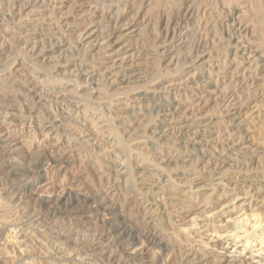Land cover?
Wrapping results in <instances>:
<instances>
[{"label": "bare ground", "instance_id": "1", "mask_svg": "<svg viewBox=\"0 0 264 264\" xmlns=\"http://www.w3.org/2000/svg\"><path fill=\"white\" fill-rule=\"evenodd\" d=\"M105 1L107 0H7V2H1L0 0V60L3 59V57H1L2 54L6 52H9L11 54L12 50L17 53V57H22L21 62H18L16 58L14 62L10 61V65L1 66L0 64V113H4L5 115L0 123V152H2L3 150V152H6L8 154H13V157L20 156L23 157V160L29 159V162L27 161L28 163H26V165L16 164L11 159H0V175L3 174L2 177L5 178L1 184H3L5 181L6 183H9L10 186L4 189L5 193H0V201H2L3 204L2 207L0 206V212H3V210L7 207L10 210L14 209V213L12 215L14 217L12 218L14 221H8L5 218H2L0 215V232H4L6 229L8 231L10 227L14 226L23 227L27 220H30L33 225L44 227L42 228L44 232H51V226L49 224H46L43 221L44 219L42 220V214H33L30 216L28 215V211H24L25 208H27L28 203L34 198L35 193H39L38 202L40 206L43 208L47 207V209L50 208L56 210L55 214L59 216L58 219L61 218L62 215L68 212L70 213L71 211L77 209H83L88 213L97 214L98 216L102 217V224L105 225L102 226H104L105 228L100 232L87 237L83 241L82 247L76 252L77 255L91 258V260H93L95 264H99L98 262H101L100 264H245V262H248V264H250V262L255 258L258 259H255L256 261H258L256 264H264V217L259 214V211L256 212V208H254L253 210L250 209V212L246 210L244 213H241V215L239 214V216H235V218L233 216L228 217L226 222H230L232 220L234 221L232 224L233 227L231 225L228 226L231 229H222L224 225L217 224L218 222L216 223L215 220L216 218L220 217L219 221H224L225 216L227 217L231 215L235 209H245L243 205H246L244 204L246 200H243L240 204H237V197L234 196V199L231 197L230 199L229 197L224 198L225 195L224 193H222L217 198L218 202L215 204L213 203V205L211 206L210 204L208 205L210 197H205L206 202L203 205H200L199 207H197L196 205L195 207L197 209L194 207V209L199 212L196 213L197 215H194L193 217L191 215V211L193 209H191L192 207L190 206L191 211L188 212L190 213L192 220H189L190 223L188 224V226L179 229V231H183L181 232V235H184L183 238L185 236L189 237L191 239L190 241L192 243L195 242L199 245V247L194 249L193 247H191V245V248L188 249V246L186 247V244H183L182 238L178 240V236L177 239L174 240L175 245L172 246L171 244L161 240L162 237L160 239L162 231H160L161 229L159 230L160 227H158V224L161 223L160 219L162 218V216L161 213H158L157 211V207L160 206L159 203L157 202V200H154V196L152 198L149 197V195H142L144 196L143 198H138L134 194L133 189H131L133 185V188H135L137 185L136 174L139 172L145 175L151 173V176H157L155 180L163 186V190L168 189L165 187L167 185H165L164 183L165 181L167 182V179L169 180V178L175 180V175L173 176L174 173L171 175V167L169 172L165 170L169 166L173 165V160H176V157L177 159L179 157L181 158L185 153L181 151L173 153L168 151L167 148L164 147V145L170 144L172 143V141H174V143L181 141V143L184 145L183 146L182 144H180L182 145L180 146L176 143V145H179L176 146V148L180 147L185 150L188 147L195 148L194 150L192 149V155L194 154L197 159V163L194 162L195 165H193L196 168H198L202 163L199 161H204L205 159H207L208 162L214 165V168L212 167L213 171L228 164L226 161L228 158L230 162L232 158L230 159V156H224L223 154H225V151L223 153L219 151L221 154H217L214 152L215 161H210L211 159L208 157V151L198 148L199 143H201L200 141H202V138L200 140V137H202L203 134L198 131H193V126L198 125H194V120H192V118L193 116L197 115V113H199L206 104L211 103L210 101L212 100V98H214L215 104L221 110V114H226V112H228V110L232 108L237 109V112H235L239 114L243 112L245 106H247L249 103L251 104L256 100V96L258 95L259 90L258 86L255 83L256 81H254V79L250 77L249 70L252 67V62L255 57L253 59L250 58L249 55H253V51L250 49V47L243 46L246 42L244 41L246 40L244 33L245 35L248 34L249 27L247 28V24L244 27V25H242L243 23H241L243 22L242 18L238 16L236 17L235 15H233L232 18L226 17L229 18L227 20H230L231 18L230 21L232 23L228 25L227 30L223 32V35L221 37H219L220 44H224L226 42L225 51L229 53L231 58L229 62H234L237 59H241L239 63L243 66V64L247 61L249 63V65L247 66L248 70L240 72L238 70L239 68L237 69L235 67L234 69H232L233 65L231 64L233 63L231 62L226 67L227 71L224 68L222 69V71L225 70V72L228 73L229 77L222 76V78L220 77L221 72H214V68L211 65H208V68V66H206V63L204 62V64L201 65V68L195 69L194 67L193 72L186 78L180 77L178 79L179 81H177L178 83L170 81L171 83H168L169 85H164L165 87L162 88L166 92H164L166 94L165 97L161 96L162 93L160 94V91H162V88L159 86V89L155 87V89L152 91L153 94L151 97H153V100L151 98H149V100L148 98H146L149 101L148 108L151 112V114H149L153 118H150V120H148L147 117L150 115L146 113V119L148 121L145 122V136H143L151 140L146 142V146L148 145L147 148L146 146L143 147L142 144L139 145L141 148L146 149L145 159L154 162V167L161 164L164 165V163L166 164L164 165V167H162L163 169L165 168L164 172H162L164 173V175L157 172V174H155V171L153 172L151 170L152 167H150L149 169L148 166H140V164H138L139 169H137V173H135L133 164L136 160L132 163V158L130 155L131 153L129 155H124L123 151L126 152L131 148H128V146L125 148L127 149L126 151L125 149H123V145L121 144V142H123L124 144V141L127 142L128 139L122 141V133H126H124L123 131L121 133L119 127L129 126L127 123L131 122L132 115L139 114L137 112V109L145 106L143 105L144 100L142 98H139L138 102L129 103L128 101H132L133 99H128V103H121L124 106H114L112 103L108 104L109 106L106 105L107 103L104 104L108 106L107 111H103V115L106 116L105 122L107 123L104 127H106V129H109L107 127L112 128V132L110 133H113L114 135L112 138H107V141L104 139L105 142H103L102 144L104 145L106 143L109 146V149L106 150L103 148V150L105 151H102L101 148H98L99 140L98 145L97 142H94L92 144L88 142L92 138V141H95L94 139L97 137L108 135L106 133L103 134V132L100 130V127H98L99 123H101L102 121L98 122V120L100 119H97V121H93L94 119L92 117H88L85 114L79 115L78 112L82 110L80 109V106L77 105L81 100L78 101V98L76 100V98L73 96V90L77 92V89H79L80 87L82 89H85L88 86H92L90 84L93 83L98 84L97 86L99 88L102 86V84H104L105 87L103 86V88L101 89L105 88L108 91L109 87L115 85L119 79H124L127 76L129 68L139 66L140 59L145 55L143 54L141 49L138 48V50L137 48L133 47L130 44V40H128L130 39L129 37L131 32H133L135 29L134 24L137 22V19L140 18L138 17L139 10L134 13V19H131L130 17L129 19L131 20L126 19L125 21L124 15L128 11V6H130L128 4L130 3V0H123L124 2L127 1L125 6L123 4L124 2L121 3V1L119 0L123 7L120 6V4L112 5V3L111 5L106 6V3V5H104ZM151 1L152 0H143L142 5L144 4L145 6H150L152 5ZM252 1H254L255 6L264 4V0ZM248 2L250 1L248 0ZM69 3L70 8L68 11L66 9V12H63V10L62 12L59 11L62 7ZM154 3L155 2L153 1V4ZM87 4L89 5L90 9L84 10ZM194 4L195 3L191 0H183L182 2L177 4L178 6L176 5L177 7L175 9V12L172 13L170 17L166 18V20L165 18H162L163 16L161 15L160 33L155 43L158 49V51H156L158 58L167 57V55L169 54L168 52H170L171 49L174 48L172 42L177 37H179V39L187 37L188 32L182 35L183 33L181 29L183 28V25H187L189 19L195 17L194 15H196L197 12L196 9H194ZM45 5H49L50 11L41 9ZM155 5L156 4H154L153 6ZM206 5L207 3H205V6ZM92 7L100 10L96 14V17L92 16ZM201 7L200 9L203 8ZM38 8H40L41 10L40 12L38 11L39 14L36 15L37 17L40 16L41 18L44 16L43 19L35 23L33 31L23 30L24 26L28 24V20L25 19V17L28 16L27 13L25 14V10L30 9L32 13L33 11L35 12V10ZM150 9H152L151 6ZM256 9L258 12L260 11L259 8ZM45 15H48L47 18ZM260 21L264 23V19H260ZM206 26L209 27L208 22ZM196 31L198 32V30ZM209 33L210 31H207V36ZM136 41L138 40L136 39ZM62 45L70 47L69 50H71L72 48V50H74L75 54L77 55L75 57L77 60H74L75 62H73L72 64V67H74L75 69L74 72H76L73 78L74 80L72 81H76V87L73 90L69 88L70 90L68 91L66 89V86L57 85V83L52 80V77L54 76H52V73H50L51 71L47 72L50 69L39 66L40 62L45 60V57L50 54V50H54ZM126 47H128L129 49H126ZM200 47L201 44H198L196 46L195 49L197 50V52L200 51ZM95 51L96 55L93 56L92 54L95 53ZM200 55L201 54L198 55V58L201 57ZM254 55H256V53ZM259 55L260 56H258L257 58L262 59L263 54L261 55L259 53ZM90 56H92L91 59ZM42 57L43 59L41 60L40 58ZM25 59L28 60L30 64H27ZM199 59L203 58L201 57ZM104 60H110L111 64H108L109 66H107L103 62ZM193 64H196V61H193ZM65 65H67V63ZM19 66H21V68H19ZM52 66L53 69H61L59 62H54V65ZM205 67H207V69ZM255 68L257 69V67ZM20 69L22 72L24 71L25 75L18 79H14L16 78L15 73H18ZM189 71L190 69H185V73H189ZM68 81L71 80L69 79ZM149 87L151 88V86ZM146 88H148V86ZM105 91L103 93L105 94L104 96H106ZM144 91L146 90L144 89ZM100 94L102 95L101 92ZM91 95L92 94H88L87 96ZM91 97L88 98L91 99ZM85 98L86 97H84L83 99L85 100ZM93 99L94 97L92 98V100ZM95 99L98 100V98ZM136 103H139V106H136ZM73 105L76 106V109H74L75 107ZM76 110L78 111L77 114H75ZM100 110L102 111L103 109ZM84 112L86 111H83V113ZM182 117L184 118V121L181 123L178 120ZM234 117L236 116H233V118ZM142 137L140 136V138ZM123 138H125V136ZM203 140L205 139L203 138ZM220 140L222 141L223 139ZM84 141H87V144H90L92 150H94L95 153L97 152V156L95 157V160L90 162L85 161L84 158L82 164H79L77 156L80 155V153L77 151L78 148L81 150L82 148L77 146H81V143H84ZM130 142L131 140L129 141V143L127 142L126 145L130 144ZM225 142L226 143H220V141L217 142V147L221 146L226 150L232 144V147L240 150V148L243 147L246 143V141L243 142L241 138L232 139L230 137L226 139ZM133 148L137 147L135 146ZM154 150L156 151L154 152ZM135 153L138 154V152ZM192 155L186 154V156H190L191 159ZM185 159L187 160L188 158ZM73 160L78 161L77 164L70 165L71 161ZM208 162H205L203 165ZM208 165L210 164L208 163ZM208 165H206L207 169L209 168L207 167ZM85 170H89L90 173L93 172L95 174L93 178L89 177V181L81 179L83 176H80V174L83 175L85 173ZM73 172L77 173V175L74 176L72 174ZM197 172L203 174L204 170L198 169ZM58 176H62V179L58 180ZM163 176H167V179H164ZM197 177H194L190 180L189 183L191 187H194L192 185L194 184L195 178ZM70 178H78L79 184L75 187V185L68 182ZM232 179L233 177H230V180L227 181L226 184L229 185ZM183 180L184 179L182 178V181ZM127 182H129V184L131 182V184H128L129 186L122 184ZM186 182H188V180ZM234 184L237 185V183ZM231 185H233V183ZM236 187L237 186L233 188L235 189ZM138 189L142 191L144 188L141 189L139 187ZM76 198L81 199L79 206L74 205L77 203ZM250 202L248 203L249 205ZM222 204L225 205L226 210L218 209ZM166 205L168 204L166 203ZM55 207H57V209H55ZM203 207L205 208L202 209ZM187 209L189 210V208ZM223 214L226 215L224 217H221ZM176 215L178 216L177 213ZM27 216H30L28 217L29 219L26 218ZM175 220L177 221V219ZM169 221L170 220H168V222ZM185 222L187 223L186 220ZM178 223L181 222L179 221ZM53 226L56 227L55 224ZM54 237L57 240L63 242L72 241V234L70 231L67 232V230H65V232L64 230L61 232H55ZM173 237L174 236H172V238ZM171 249L173 250V254L169 255V253H171L169 252L171 251ZM166 253H168L166 259L162 258L164 257V255H166Z\"/></svg>", "mask_w": 264, "mask_h": 264}, {"label": "rangeland", "instance_id": "2", "mask_svg": "<svg viewBox=\"0 0 264 264\" xmlns=\"http://www.w3.org/2000/svg\"><path fill=\"white\" fill-rule=\"evenodd\" d=\"M3 1L7 2V0H1V2H3ZM118 1L119 0H115V1L114 0H107V1L104 2V5L107 4L106 6H108V5H111V3H112V5L113 4H118L119 5L120 4V6L123 7V5L121 3H123L124 1L120 0L121 3H120V1L119 2ZM142 1L143 0H130L131 4L130 3L128 4L130 6L127 5L130 9L128 8V11L124 15V19H125V21H126V19H129L130 17H131V19H134L133 18L135 16L134 13H136V11L139 10L138 13H139L140 16L138 15V17H140V18L137 17L138 18L137 22L134 24L135 25V29H134L133 32H131L130 37L128 36L130 38L128 40H130V44L133 47H135L137 49L138 48L141 49V51L145 55H144V57H142L140 59V61H139L140 65L139 66H135L133 68H129L127 76L124 79H119L116 82V84L113 85L114 87L113 86L109 87L108 91L105 88L101 89V88H103V86L105 87L104 84H102V86L99 88L97 86L98 84H95V83L90 84L92 86H88L85 89H82L80 87L79 89H77V92H75L73 90L76 87L75 86L76 85V81L74 82L72 80H74L73 78H74V75L76 74V72H74L75 69H74V67H72V64H73V62H75L74 60H77L75 58L77 55L75 54V51L72 50V48H71V50H69L70 47H67L66 45H62L60 47H57L54 50H50L51 51L50 54H49L50 56L48 55L47 57H45V60L40 62L39 66L47 68V69H50L47 72L51 71L50 73H52V76H54V77H52V80L55 83H57V85L66 86L67 91L70 90V89L73 90V92H74L73 96L76 98V100H77V98H78V101L81 100V101H79L80 103H78L77 106H80V109L82 110L80 112H82V113H80V112H78L76 110L75 114H77V112H78L79 115L85 114L88 117H92L94 119L93 121H97V119H100V120H98V122L102 121L101 123H99V126L98 125L97 126L100 127V130L103 132V134L106 133L108 135H104L103 137L102 136L101 137H97V138L94 139L95 141H92L93 138L91 137L92 139L90 141H88L90 144H92L94 142L95 143L97 142V145H98V140H99L98 148H101L102 151H105V150H103V148L106 149V150L109 149V146L106 143L104 145L102 143L105 142V140L107 141V138L108 139L112 138L113 135H114L113 133H110V132H112V130H111L112 128L107 127L109 129H106V127H104L107 123L105 122L106 121V116L103 115V111L104 112L107 111V107L109 106L108 104L112 103L114 106H119V105L120 106H124L122 104H125V103H128V102L129 103L130 102L131 103L138 102L139 98H142L144 100V102H143L144 104L143 105H145V106H143L141 108L137 107L138 108L137 112L139 114L132 115V117L133 116L134 117H133V119L131 117V122L127 123L129 125L128 127L127 126H121L122 128L119 127V130L121 131V133H122V131L124 133H126V134L122 133V139H123L122 141H124L125 139H128L127 142L129 143V141L131 140L130 144H127V145H126V143H127L126 141H124L125 145L123 144V142H121V144L123 145V149H125L128 146H129L128 148H131L129 150L125 149V151L126 150L127 151L126 152L123 151V153H124V155H129L131 153L130 155H131V158H132V163L136 160L134 162V164H133V169L135 168V170H136V171L134 170L135 173H137V169H139V165L138 164H140V166H145V167L148 166L149 169H150V167H152L151 170L153 172L155 171V174L161 173L162 175H164V173H162V172H164L165 168L163 169L162 167H164V165L166 163H164V165L161 164V165H157L156 167H154V162L149 160L151 162L150 163L148 160L145 159L146 149L141 148L140 145H139V144H142V146L145 147L146 146V142L151 140V139H148L147 137H144L145 136L144 134H145V125H146L145 122L150 120V118L151 119L153 118L150 115L151 112L149 111V108H148V105H149V101L148 100H149V98H151L153 100V97H151L152 94H153L152 91L155 89V87L158 88L160 86L162 88V87H165V86L169 85L168 83L177 82V81H179L178 79L180 77H185L186 78L188 75H190L193 72L194 67H195V69L196 68L199 69V68H201V65L204 64V62L206 63V66L211 65L214 68V72H217V71H218L217 73L221 72L222 75L220 74V77H222V76L229 77L228 73H226L225 70H226L227 65L229 63H231L232 61L229 62V60L231 59L230 55H229L228 52L225 51L226 50V48H225L226 47V42L224 44H220L219 37H221L223 35V32L227 30L228 25H230L232 23L230 20H231L233 15H235L236 17L238 16V17L242 18V20H243V22H241V23H243L242 25H244V27H245L246 24H247V28L249 27L248 34H246L247 36L244 33V36H245V39H246L244 41H246V42L244 43L243 46L244 47H250V49L253 51V55L256 53V55H254V56L252 54L249 55L250 58H252V59L255 57L253 59V62H252V67H251V69H249L250 70V77L253 78L254 81H256L255 83L258 86V90H259L258 91V95L256 96V100L254 101L255 103L254 102H252L251 104L249 103L247 106L244 107L243 112H241L239 114L236 113L237 109H233V108L228 110V112H226V114L225 113L221 114V110L215 104L214 98H212V100L210 101L211 103L208 102L209 104H206L205 107H203L202 110H200V112L197 113V115L193 116V118H192V120H194V125H198V126H193V129H194L193 131H198V132L203 134V136L200 137V140L202 138L203 142L200 141L201 143H199L198 148L208 151V153H209L208 157L211 159L210 161H215L214 160L215 153L221 154L224 151H225L224 152L225 154H223V155L224 156H230V159L232 158L233 161L231 159L230 162H229V158H228L226 160L228 164H226L225 166L220 167V168L216 169L215 171H213L212 167L214 165H212L210 162H208L207 159H205L204 161H199V162H202V163H201V165L198 168H196L193 165H195V163H197L196 162L197 159L194 156V154L192 155V149L194 150L195 148L194 147H188L186 150L182 149L180 147L176 148V146H179L180 144H182L181 141L176 142L179 145H176V143H174V141H172V143L164 145V147L167 148L168 151H170L172 153L173 152H180V151L183 152V153L185 152V153L183 154L184 156H182L181 158L179 157L177 159V157H176V160L175 159H174L175 161L173 160V162H174L173 165L174 166L173 165L169 166V167L167 166L168 168H166V170H165V171L169 172L170 167H171L172 172L170 170V173H171V175L174 173L173 176L175 175L174 176L175 180H173L172 178L171 179L169 178V180H168L167 176H163L164 179H167V182L165 181L164 184L168 186V187L165 186L168 189L163 190V186L160 185L155 180V178H157V176L156 177L154 175L151 176L150 175L151 173L145 175V174H143L141 172L136 174L137 178L135 176V178L137 180L136 181V183H137L136 187L133 188L134 185H133V187H131V189H133V191H134V194L138 198H140V197L143 198L144 196H142V195H149V197H152V198L154 196V198H155L154 200H157V202L159 203L160 206L157 207L158 208L157 211H158V213H161V216H162V218L160 219L161 223L158 224V227H160L159 230L161 229L160 231H162V234L160 236V239L162 237L161 240H163L166 243L171 244V246H172V245H175L174 240H176L177 236H178V240L182 238L183 239V241H182L183 244H186V247L188 246L187 247L188 249L191 248V247L196 249V248L199 247V245L196 244L195 242L192 243L190 241L191 239L189 237L185 236L183 238L184 235H181V232H183V231H179V229L184 228L185 226H188V224L190 223L189 220L191 221L192 220L191 218L194 215H197L196 213L199 212V211L195 210L194 207L196 205H197V207H199L200 205H203L206 202L205 199L208 198V197H210L208 205L210 204L211 206L213 205V203L215 204V203L218 202L217 198L222 193H224V195H225L224 198L229 197V199H230V197H231V198L234 199L235 197H237V204H240L243 200H246L245 203H244L246 205H243L245 207V209H239V207H238L239 210L235 209L233 211V213L231 215L227 216V217L225 216L226 214H223L221 217L225 216V218H224L225 220L224 221H219L220 217L215 219L216 223L218 222L217 224H223L224 225L222 227V229L229 228L228 227L229 225H231L233 227V225H232L233 222H234L233 220L230 221V222H226L228 217L233 216L235 218V216H237V215L239 216V214L241 215V213H244L246 210L250 212L251 210L256 208L257 209L256 212L259 211V214H261L262 217H264V144H263L264 143V23L262 21H260L261 17L259 15H257L258 11H257V9L255 7L254 1H252V0H249L250 2H248V0H246V1L245 0H238V1L237 0H224V1L223 0H216V1L215 0H208V1H206V0H196V1L195 0H191V1H193L195 3L194 4L195 5L194 9H196L197 13H196V15H194L195 17L192 18V19H189L187 25H183V28L181 29V31L183 33L182 35H184L185 33L188 32L187 33V37H185L183 39H179V37H177L172 42V44L174 45V48L171 49L170 52H168L169 54L167 55V57H165V58L161 57L162 58L161 59V58H158V55L156 53V51H158V49H157L156 44H155L156 41H157V37H158V35L160 33V17L162 15L163 16L162 18H165V20H166V18L170 17L172 15V13L175 12L176 7L178 6L177 4H179L183 0H159V1L158 0H152L151 1L152 5H150V6H151V8L153 10L150 9L149 5L148 6H145L144 4L142 5ZM153 1L155 2L154 4H156L155 6H153L154 5ZM138 2H140V3H138ZM126 3H127V1L123 3L124 6L126 5ZM205 3H207L206 6H205ZM132 4L133 5L135 4L136 6L134 5L135 6L134 7ZM145 4H147V3H145ZM248 4H251V5L253 4L254 8H252V9L249 8L248 9V7L246 6ZM138 7H140V8H138ZM200 7L202 9H200ZM69 8H70V3L66 4L59 11L62 12V10H63V12L64 11L66 12V10L68 11ZM41 9L46 10V11H48V10L50 11L49 5H45ZM41 9L38 8V9L35 10V12L33 11L32 13H31L30 9L25 10V14L27 13V15H28L27 17H25V19L28 20V24H26L24 26L23 30H25V31L26 30L27 31H33L34 30L35 23H37V21L39 22L44 17L43 16L41 18L40 16L37 17V15H36V14H39ZM88 9H90V7L87 4V6H85L84 10H88ZM91 9H92V12H93L92 16L96 17V14L100 10L95 9L93 7ZM140 9H141V11H140ZM205 9H207V10H205ZM198 12H199V14H198ZM45 16L47 18L48 15H45ZM248 16H250V17H248ZM226 17H231V18H230V20H227L229 18H226ZM131 19H129V20H131ZM143 19H145V20H143ZM207 22H208V26L209 27L206 26ZM51 27H55V26H51ZM195 29L198 30V32ZM216 29H218V30H216ZM207 31H210L208 36H207ZM142 36H144V37H142ZM136 39L138 41H136ZM248 42H250V43H248ZM198 44H201L199 52H197V50L195 49ZM60 48H61L62 51L60 50ZM62 48H64V49H62ZM127 48L128 47H126V49ZM254 51H256V52H254ZM257 51L261 55L263 54V58L262 59L257 58L258 56H260ZM59 52H61V53H59ZM200 52H203V53H200ZM72 53H74V54H72ZM7 54H8L9 57L7 56ZM14 54H15V56H14ZM16 54L17 53L14 50H12L11 54L9 52H6V53L2 54L1 57H3V59L0 60L1 66L10 65L11 62H14L16 60V58H17L18 62H21L22 57L21 56L17 57ZM199 54H201L200 56L203 59H199L201 57L198 58ZM92 55L93 56L96 55V51ZM4 57L6 58V60H5ZM18 58H19L20 61L18 60ZM54 58H55V60H54ZM91 58H92V56H90V59ZM11 59H13V60H11ZM40 59L42 60L43 57L40 58ZM62 59H64V60H62ZM66 59H69V60H66ZM142 59H144V60H142ZM6 61L8 62V64H7ZM50 61H51V63H50ZM193 61H196V64H193ZM239 61H241V59H237L236 61L232 62L233 63V64H231V65H233L232 69H234L235 67L237 69L239 68L238 70L240 72H244V71L248 70L247 66L249 65V63L246 61L243 64V66H242V64H240ZM54 62L55 63L59 62L61 69H59V70L53 69L52 65H54ZM103 62L107 66H109L111 64L110 60H108V61L104 60ZM141 62L142 63L144 62V63L142 64ZM26 63L30 64L28 62V60H26ZM66 63H67V65H65ZM258 63L262 64V65H259ZM176 65H177V67H176ZM162 66H164V67H162ZM255 67H257V69ZM262 67H263V69H262ZM19 68H21V66H19ZM205 68L207 69V67H205ZM208 68H209V66H208ZM223 68L225 70L222 71ZM27 69H28V67H27ZM185 69H190L189 73H185ZM20 71H21V69L19 70L18 73H21V74L15 73V75H16L15 77L16 78H14V79H18L20 77H23V75H25L24 71L23 72L22 71L20 72ZM70 75L73 76V77H71ZM60 78L61 79L63 78L64 80L63 79L61 80ZM69 79L71 81H68ZM121 80H124V81H121ZM136 86H138V87H136ZM147 86H148V88H146ZM149 86H151V88ZM95 87H96V89H95ZM97 88H98V90H97ZM144 89L146 91H144ZM99 90H101V91H99ZM104 91L106 92V96L108 98L106 96H104L105 95V94H103ZM82 92H84V93H82ZM95 92H97V93H95ZM100 92L102 93L103 96L100 94ZM164 92L165 91L162 88V91H160V94L162 93L161 94L162 97L166 96V94H165L166 92L165 93ZM111 93H112V95H111ZM88 94L89 95L92 94L91 95L92 97L91 96H87ZM110 95H111V97H110ZM82 97L83 98L86 97L85 98L86 101ZM88 97L89 98L91 97V99H89ZM93 97H94V99L98 98V100L97 99H95V100L93 99L92 100ZM136 97L138 98V100H137ZM146 98H148V100ZM128 99L129 100L133 99V100L132 101H128ZM256 102H257L258 105L256 104ZM102 103H103V105H102ZM83 104L84 105L86 104V105L84 106ZM97 104L98 105L101 104L103 108L101 107V105L98 106ZM104 104H106L108 106H106ZM136 104H137L136 106H139V103H136ZM73 106L75 107V108L74 107L73 108L76 109V106L75 105H73ZM83 106H84V108H83ZM146 107H147V109H146ZM100 109H103V110L101 111ZM83 111H86V112L83 113ZM146 113L147 114L150 113L149 115L151 117L150 116L147 117ZM4 116H5L4 113H0V118H1L0 119V123H1L2 119L4 118ZM233 116H236V117L233 118ZM146 117H147L148 120L146 119ZM135 119H137V120H135ZM139 121H142L143 123L139 122ZM178 121L182 123L184 121V118L182 117ZM190 122H193V121H190ZM139 123H141V124H139ZM202 124H203V126H202ZM138 125L139 126L142 125L143 127L142 126L139 127ZM136 126H138V127H136ZM122 129H124L126 132L124 130H122ZM232 129H233V131H232ZM225 130L226 131L228 130V131L226 132ZM138 132H139V134H138ZM109 133H110V135H109ZM124 136H125V138H123ZM140 136L141 137L143 136V137L140 138ZM229 137L232 138V139H240L241 138L243 140V142L246 141V143L244 144L243 147H241L242 149L240 148V150L239 149L237 150V148L232 147L231 146L232 144L230 145V147H228L229 150L228 149L225 150L221 146L217 147V142L220 141V143L221 142L226 143L225 140L228 139ZM203 138L205 140H203ZM251 138H252V140H251ZM206 139H207V141H206ZM220 139H223V140L221 141ZM82 143H81V146H79V145L77 146V147L82 148V150L78 148V151H77V152L80 153V155L77 156L79 164H82V161H84V160L88 161V162L95 160V157L97 156L96 155L97 152L95 153V151L92 150V147L90 146V144H87V141H84L83 144ZM182 145H180V146H182ZM135 146L138 149L137 148H133ZM147 146H146V148H147ZM214 147H215V149H214ZM212 149L215 150V151H213ZM216 149H218V150H216ZM156 150H154V152ZM91 151H93L94 153L91 152ZM134 151L138 152V154L135 153ZM186 154L192 155V159H191L190 156H186ZM193 157H195V158H193ZM3 158L4 159H11L16 164H25L26 165V163L29 162V159L28 160L25 159L26 160L25 161V160H23V157H20V156L13 157V154H11V153L8 154L6 152H3V150H2V152H0V159H3ZM89 158H91V159H89ZM185 158H188V159L186 160ZM252 159H254V160H252ZM78 161H74L73 160V161H71L70 165L77 164ZM176 161H177V163H176ZM205 162H208L210 165H208V163L203 165ZM141 163H143V164H141ZM183 163H185V164H183ZM134 165H137V166H134ZM206 165H208L207 166V167H209L208 169L206 168ZM231 168H233V169H231ZM198 169L204 170V173L201 174V173L197 172ZM227 170H229V171H227ZM192 171H193V173H192ZM91 173H90L89 170H85V173L83 175L80 174V176H83L81 179L82 180L85 179V180L89 181L90 180L89 177L93 178V176H95V174L93 172H91ZM72 174L74 176L77 175V173H75V172H73ZM198 174H201V175H198ZM231 174L235 175V176H232ZM176 175L177 176L181 175V176L177 177ZM182 175H184V176H182ZM2 176H3V174L0 175V177H1L0 178V189H1L0 193H5L4 189L8 188L10 186H9V183H6L5 181H4L3 184H1L2 181L5 179ZM58 177H57L58 180L62 179V176H58ZM194 177H197V178H195L194 184L192 185L194 187H191L189 182ZM230 177H233V179L230 181L231 183L228 185V184H226V182L230 180ZM234 177H235V181L236 182L234 181ZM182 178L184 179L183 181H182ZM140 179L143 180V181H141ZM180 179H181V181H180ZM203 179H204V181H203ZM212 179L215 180V181H213ZM240 179H241V181H240ZM187 180H188V182H186ZM68 182L73 184V185H75V187L79 184L78 183V178H75V179L70 178ZM197 182H199V183H197ZM232 183H233V185H231ZM234 183H237V185L234 184ZM247 183H249V184H247ZM122 184L129 186L131 184V182H130V184H129V182L122 183ZM200 185H202V186H200ZM148 186H150V187H148ZM235 186H237V187L234 189L233 187H235ZM139 187L141 189H143V188L144 189L142 191H140V189H138ZM170 188H172V189H170ZM159 190H161V191H159ZM38 195H39V193H35L34 198L27 205L28 209L25 208L24 211H28V213H29L28 215H30V216L33 215V214L34 215H36V214H40L41 215L42 214V220L44 219L43 221L46 224H49L51 226L50 227L48 225L51 228V232H49V233L48 232H44V230L42 229L44 227H39V226L33 225V223L30 222V220H27V222H25L23 227H21V226L15 227L14 226L15 228L14 227H10V229H8V231H7V229L4 232L1 231L0 232V264H45V263L46 264H95V262H93V260H91V258L82 257L80 255H77L76 252H77V250H79L82 247L83 241L87 237H90V235L92 236L93 234L98 233L102 229L105 228L104 227L105 225L102 224V219H101L102 217L98 216L97 214L88 213V212L84 211L83 209H77V210L71 211L70 213L68 212V213L62 215V217L58 219L59 216L57 214H55L56 210L50 209V208L47 209V207L43 208V207L40 206V204L38 202V200H39ZM250 200H251V202H250ZM76 201H77V203L74 204V205L79 206L80 202H81V199L76 198ZM0 202H1L0 206L2 207L3 206L2 201H0ZM249 202H250V205L248 204ZM166 203L168 205H166ZM190 206L192 207L191 209H193L192 210L193 212L191 211ZM185 207L189 208V210L187 208H185ZM204 208L205 207H203L202 209H204ZM55 209H57V207H55ZM218 209H225L226 210L224 204L220 205V208H218ZM13 210L14 209L10 210L7 207V208H5L3 210V212H0V215H1L2 218H5L8 221H11V220L14 221L12 219V218H14L12 216L13 213H14ZM174 210H176V211H174ZM188 211H191L192 217H191V215H190V213ZM4 212H5V214H4ZM168 212H169V214H168ZM10 213H11V215H10ZM176 213L178 214V216L176 215ZM186 214L188 216H190V217H188ZM170 215H172V216H170ZM30 216H27L26 218H28ZM168 217H169V219H168ZM171 217L172 218L174 217V218L172 219ZM175 219H177V221ZM168 220H170V221L168 222ZM178 220L181 223H178L179 222ZM185 220L187 221V223L185 222ZM28 222L31 225H29ZM54 224L56 225V227L53 226ZM183 224H184V226H183ZM102 225H104V226H102ZM27 226H28V228H27ZM164 226H165L166 230L164 229ZM172 227H173V229H172ZM229 229H231V228H229ZM63 230H64V232H65V230H67V232H69V231L71 232L72 241L63 242V241L57 240L54 237L55 232H61ZM173 232H174V234H173ZM175 232H176V234H175ZM177 234H179V235H177ZM166 235L168 236V239H167ZM11 236H13V237H11ZM172 236H174V237L172 238ZM169 238H170V240H169ZM8 240H10V241H8ZM184 240H186L188 242H186ZM178 242H180V241H178ZM172 251L173 250L171 249V251H169L171 253L168 252L169 255L173 254ZM41 252H43V253H41ZM44 252L46 253V255H45ZM168 253H166V255H164V257H162V258L166 259ZM255 259L258 260L257 258H255ZM255 259H253V261H251L250 264H256L258 261H256ZM98 263L100 264L101 262H98ZM245 264H248V262H245Z\"/></svg>", "mask_w": 264, "mask_h": 264}, {"label": "clouds", "instance_id": "3", "mask_svg": "<svg viewBox=\"0 0 264 264\" xmlns=\"http://www.w3.org/2000/svg\"><path fill=\"white\" fill-rule=\"evenodd\" d=\"M246 6L250 9L254 8V6L251 4H248ZM255 7L260 9V11L257 13V15H259L261 17V19H264V4H259V5H256Z\"/></svg>", "mask_w": 264, "mask_h": 264}]
</instances>
